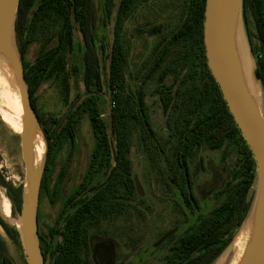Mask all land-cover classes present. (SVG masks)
<instances>
[{
	"label": "trees",
	"instance_id": "obj_1",
	"mask_svg": "<svg viewBox=\"0 0 264 264\" xmlns=\"http://www.w3.org/2000/svg\"><path fill=\"white\" fill-rule=\"evenodd\" d=\"M148 1H117L107 53V72L103 78L104 72L95 45L98 17L94 0H19L14 22L15 42L31 105L48 145L45 175L47 177L48 166L61 143L68 140L73 145L76 124L81 114L86 112L94 136L86 176L90 172H98V168H95L97 163L104 165L103 172L106 174V183L94 192L91 199L85 201L93 205L92 208L86 207L88 214H95L96 204H120L121 197L125 199L136 193L129 159L130 122L138 124L139 113L145 109V91L141 85L150 81L152 75L160 70L155 90L158 91L163 111L170 106L174 108L171 128L182 166L185 168L187 158L196 148L223 147L224 152L237 148L236 167L222 189L223 200L209 215L200 217L199 224L189 235L179 237L165 263L212 264L231 241L234 231L239 228L250 208L255 162L206 65L202 37L205 0H181L175 24L168 32L161 34L152 46L150 63L141 73L139 82H128L130 37L126 35L127 24ZM112 7L113 0H104L106 16ZM248 14L252 16L258 40V45L251 46V51L255 57L256 74L264 90V0H242V20L250 39ZM48 23L57 26L52 42L42 48L31 63L25 62L22 55L27 45L37 29ZM75 28L86 45L82 63L84 98L77 93L60 116L39 112L33 94L45 77L62 68L61 53L64 50L72 51ZM161 28L160 24L143 27L135 23L130 36L159 35ZM101 50L104 51L103 46ZM170 52L173 55L166 62ZM167 76L172 78L169 84L164 82ZM133 77L134 74H131L130 78ZM102 91H107L110 99L107 122L101 118L93 96ZM68 160L69 155L57 177L56 186L61 181ZM115 196L118 199H113ZM78 214L75 213L74 218ZM78 228L77 224V228L64 231L59 258L66 262L58 264H71L70 261L78 257L77 243L82 238V231ZM7 264H10L9 260Z\"/></svg>",
	"mask_w": 264,
	"mask_h": 264
},
{
	"label": "rangeland",
	"instance_id": "obj_2",
	"mask_svg": "<svg viewBox=\"0 0 264 264\" xmlns=\"http://www.w3.org/2000/svg\"><path fill=\"white\" fill-rule=\"evenodd\" d=\"M118 0H113V7L108 16L105 15L104 11V0H94V4L97 12V25L95 29V45L98 50L100 57V64L103 68V78L106 76L110 40L112 37V26L114 20V7ZM181 0H149L144 7H142L134 17L127 24L126 35L130 37V50L128 57V70H129V83L134 84L135 80L138 83L140 80L141 73H143L150 63V51L154 43L160 37L161 34L168 32L176 22L177 13L180 10ZM248 27L251 31V37L246 34L245 24L241 19L240 30H239V41L241 45L243 59L248 62V68L251 63L255 64V57L253 53H250L251 46H257L258 40L256 37V30L252 16L248 14ZM135 23L141 24L143 27H149L152 25L160 24L161 33L159 35L148 36L145 34H136L133 37L130 36L131 28ZM57 26L55 23L45 24L43 27H39L32 37L31 42L27 45L22 57L27 63H31L37 53L50 44L56 33ZM74 47L71 52L62 51V68L60 71L54 72L52 75L45 77L35 93V104L39 112L52 114L54 116H60L63 114L70 101H72L77 93L82 95L84 98V86L82 83V71H83V54L86 49V45L83 42L80 33L74 29ZM100 46V47H99ZM103 46L104 51L101 50ZM173 52H170L166 62L171 58ZM198 70V69H197ZM160 70L155 72L150 81L143 84L144 91L146 92V117L148 119V127H150L154 136L158 140H167L170 138V129L166 128L165 118L161 111V107L158 102V98L155 92V86L157 84V76ZM131 74H134V79H131ZM139 79V80H138ZM171 77H166L165 81L167 84L171 82ZM258 103L260 110L264 115V90L259 83L257 89ZM96 102L98 111L100 112L102 119L108 121V114L110 109V99L107 91L105 93L99 92L93 94ZM81 98V99H82ZM131 134H130V161L132 165V174L136 180L138 186V193L134 197V210L142 211L143 219L140 212L134 214V227L136 236L148 239L150 236L151 241L159 240L158 236L161 231L167 227H171L173 224L180 220L178 214V204H181L179 195L176 192H171L169 195L164 192V182L167 180L171 182L172 176L169 171L168 165L171 160L170 148L173 144V140L167 141L164 146L165 154L159 156L157 160H151L146 154L145 149L142 145V139L140 135L141 124L130 122ZM169 136V137H168ZM171 139V138H170ZM110 143L113 145V139L111 138ZM94 145V136L88 120L86 112H83L75 127L74 144L71 153V160L69 167L62 179L60 186L55 191V204L48 203V198L51 193L54 179L57 177L60 166L65 162L68 151L70 149V142L64 140L59 150L56 152L54 159L51 163L49 173V192L45 191L42 195V209L40 219L42 222L51 223L53 215L55 214L57 207L61 204L63 198L71 192L77 182L80 179V175L83 173L87 163L90 159V152ZM200 150V151H199ZM197 152L204 156V159L212 163H218L221 160V152H212L208 149L200 148ZM195 155V164H197V156ZM238 153L235 148L223 156L222 165L226 171H233L237 161ZM203 159V164L205 160ZM214 160L216 162H214ZM167 162V163H166ZM204 171L200 169L197 164V169L193 173L194 186L197 192L199 208H184L186 211V217L195 219L198 214L208 213L215 205L220 203L223 199V195L215 196V192L209 191L210 187L207 185L205 180L207 179L206 168L203 165ZM104 166L98 168V174L92 176L91 182L95 183L100 181L104 175ZM0 171L3 176L12 185L13 188H18L24 185V167L20 154V142H19V131H13L8 128L0 119ZM224 177V176H223ZM222 177V179H223ZM205 182V183H204ZM172 184V182H171ZM220 184V183H219ZM255 182L252 186V192H254ZM0 197L2 200L7 201L8 198L5 194L3 186L0 185ZM41 208V199L39 200V209ZM10 219V218H7ZM17 217L10 221V224L16 228ZM175 229L182 230L184 224L178 223ZM237 228L234 231V235L238 232ZM14 250V251H13ZM12 250V254L15 258V264H26L24 254L20 245L17 244ZM162 255V252L158 254ZM142 256H138L134 264H146L142 259ZM218 258L212 263L215 264Z\"/></svg>",
	"mask_w": 264,
	"mask_h": 264
},
{
	"label": "flooded vegetation",
	"instance_id": "obj_3",
	"mask_svg": "<svg viewBox=\"0 0 264 264\" xmlns=\"http://www.w3.org/2000/svg\"><path fill=\"white\" fill-rule=\"evenodd\" d=\"M141 86L143 87V84ZM175 87L176 85L173 86V91ZM155 92L158 98L159 105L161 107V111L165 118V124L167 125L166 128L170 129L169 136L171 139L169 138L167 140H158L154 136L153 130L147 126L149 125V122L146 117V92H144L145 109H143V112L139 113L137 119L138 124H141L140 135L142 139V145L145 149L146 154H148V157L151 160H157L159 156L165 154L164 146H166L165 144L167 143V141L173 140V144L170 148V156L172 158L168 165L169 171L172 176V184L170 181L168 182L167 180H165L164 192L165 194L169 195L174 191L179 195L181 200V204H178V214L180 215V220L175 224L179 225L178 223H183L185 225L184 228L179 231L175 229L177 225L173 224L171 227H167L165 230L161 231V234L158 236L159 240H155L154 242H150V236H148L147 240H143V237L136 236L133 222L134 214L136 212H140L141 217L145 219L144 214L142 216V211L134 210V197H136V193H132L125 199L124 197H121L122 200H120V204H96V206L94 207V209H96L95 214H88L89 209H86V207L92 208L93 205L85 201L87 199H91L94 192L106 183V174L102 176L100 181H97L95 183H92L90 181L91 178H88V176H95L98 174V172H90L86 176L91 159V152L93 149L92 147L89 162L87 163L83 173L80 175L79 181L77 182L75 188L63 198L59 207H57L51 223L42 222L40 219L42 209V195L45 193V191L49 192L50 189L48 178L51 164H49L48 166L47 177L45 175L44 167L39 186L37 203V233L39 238V246L45 264H58L60 262H66L65 259L59 258V255H61L60 244L64 239V231L68 232L74 228H77V224L79 226L78 229L82 231V238L77 243L78 257L71 260V264H134L135 259L140 255L142 256L141 260L143 259L145 261L146 259V264H165L168 260V256L173 245L175 244V242H177L179 237L182 235H189L199 224L200 217L209 215L212 212L213 208L216 206L215 205L208 213L204 215H196L194 220L187 218L186 211H184V208H199L197 192L192 177L193 173L197 169V164L198 166H200L202 172L204 171L203 165H205V172L207 173V179L205 180V182H207V185L210 187L209 191L215 192V196L223 195L222 189L225 183L230 179L232 172L226 171L224 166L221 164V161L223 159V156L227 154L230 149L224 152L223 147L215 149H208L205 146L202 147L203 149L205 148L212 152H221V160L216 164L204 159L203 155L200 156V154L197 153L200 151V148H196L187 158L184 168L182 166L181 159L177 156L176 153L174 145L175 135H173V130L171 128V123L173 120L172 112L174 111V108L173 106H170L167 111H163L158 91L155 90ZM59 148L57 149V151L59 150ZM233 148L237 150L236 147ZM72 149L73 145L70 146L65 162H63L58 170L57 177L60 175L61 169L65 165L69 155L67 167L63 172L61 181L57 186V177L54 179L53 186L50 190V196L47 199L49 205L52 203L54 205L56 202L55 191L60 186L67 168L69 167ZM57 151H55V154ZM196 153L198 154L197 164H195L194 162ZM203 159L205 160L204 164ZM214 162L216 161L214 160ZM113 165L114 163H112V166ZM102 166L104 165L97 163L95 165V168H99ZM183 179L184 182L182 181ZM133 180L135 184V192L138 193V186L134 177ZM0 185L3 186L5 194L9 201V213L7 216L10 218L6 220V216H4L0 211V264H7V260H9L10 264H15V258L12 254V250L17 244L20 245V242L16 228L12 226V224H10V221L14 220L19 214L21 186H19L18 188H13L12 185L7 181V179L1 176V174ZM40 199L41 208L39 209ZM113 199L118 198L115 196L113 197ZM0 201H2L1 197ZM69 210L72 211L62 219L63 215ZM77 212L79 214L76 216V218H74L73 215ZM160 252H162L161 256L158 255ZM187 259L188 258H186L185 261Z\"/></svg>",
	"mask_w": 264,
	"mask_h": 264
},
{
	"label": "water",
	"instance_id": "obj_4",
	"mask_svg": "<svg viewBox=\"0 0 264 264\" xmlns=\"http://www.w3.org/2000/svg\"><path fill=\"white\" fill-rule=\"evenodd\" d=\"M18 2L0 0V58L8 65L22 110L19 142L25 183L21 188L16 231L26 264H45L37 233V203L48 145L31 105L15 42L14 22ZM241 19L242 0L204 2L202 37L206 65L255 162V187L251 205L239 226V229L243 224L249 228L248 240L237 264H264V115L244 69L239 41ZM249 74L257 91L261 82L254 63L250 65ZM37 135L43 142V152L35 164L33 142ZM71 211L66 212L62 219ZM234 236L218 255V259L229 252Z\"/></svg>",
	"mask_w": 264,
	"mask_h": 264
},
{
	"label": "bare ground",
	"instance_id": "obj_5",
	"mask_svg": "<svg viewBox=\"0 0 264 264\" xmlns=\"http://www.w3.org/2000/svg\"><path fill=\"white\" fill-rule=\"evenodd\" d=\"M244 69L247 74L248 81L254 93H257L256 87L250 78L248 62L244 59ZM21 105L18 92L12 83L11 74L6 61L0 58V119L11 130L19 131L21 129ZM43 152V142L39 135L33 142L34 163L37 164ZM0 211L4 216L9 213V205L7 201H0ZM246 223V222H245ZM249 228L243 226L235 234L231 248L228 253L223 254L215 264H237L239 261L246 242L248 240Z\"/></svg>",
	"mask_w": 264,
	"mask_h": 264
}]
</instances>
